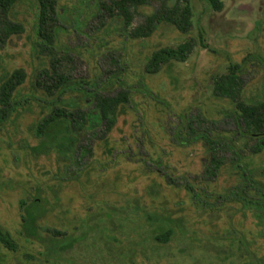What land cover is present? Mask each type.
I'll return each instance as SVG.
<instances>
[{
    "label": "rangeland",
    "instance_id": "1",
    "mask_svg": "<svg viewBox=\"0 0 264 264\" xmlns=\"http://www.w3.org/2000/svg\"><path fill=\"white\" fill-rule=\"evenodd\" d=\"M220 1L221 9L213 10L205 0H148L130 9L125 25L97 0H57L48 47L36 36V0L13 5L8 16L24 31L0 45V80L18 68L26 78L14 94L21 107L0 129V228L18 248L0 244V264H264V209L233 193L242 184L241 168L227 160L209 177L203 143L178 141L179 129L185 136L199 127L235 128L232 100L213 94L215 78L230 64L240 65V100L264 97V0ZM186 2L192 13L186 32L161 23L147 37L129 36L155 11ZM186 40L193 47L185 61L146 72L153 51ZM51 62L97 92L132 91L106 139L95 140L96 130L81 143L90 154L76 161L28 150L35 124L53 104L34 83ZM233 141L264 183V147L250 154L245 140ZM24 200L37 205L38 229L29 238L21 232ZM167 229L165 242L156 239Z\"/></svg>",
    "mask_w": 264,
    "mask_h": 264
},
{
    "label": "trees",
    "instance_id": "2",
    "mask_svg": "<svg viewBox=\"0 0 264 264\" xmlns=\"http://www.w3.org/2000/svg\"><path fill=\"white\" fill-rule=\"evenodd\" d=\"M18 0H0V45L15 34L22 33L24 27L8 16L9 10ZM101 8L108 11L110 16L114 13L124 18L125 25H129L132 14L130 9L144 5L148 0H108V4L97 0ZM213 10H220V0H205ZM57 0H36V36L41 41V46L48 47L52 44L55 34ZM191 9L186 2L183 5L176 3L172 8L157 10L149 15L144 24L138 25L130 33L131 37H147L158 24L168 23L181 32L189 30L191 25ZM203 44V43H202ZM193 43L186 40L176 47H162L152 52L145 66L148 73H156L162 65L171 60L185 61L188 53L192 50ZM51 70H42L35 78V86L43 91L50 100L44 102L53 103L50 110L34 127L35 143L28 146L31 154L48 155L56 153L64 159L76 161L80 157L90 154L91 149L81 143L85 140L91 141L100 131L96 138L106 139L117 122L118 108L128 105L132 100V91L122 88L114 93L97 92L93 85L86 86L80 81H71L66 73L56 69L51 62ZM239 64H230L227 74L219 75L213 83V94L215 96L229 97L234 109L230 115L235 124L233 130L216 131L213 126L199 127L189 135L177 133L178 141L197 142L201 141L209 153V160L205 166L204 173L209 177H215L221 166L230 161L233 167L241 168L240 176L242 184L235 187L233 192L239 200L245 204H253L264 209V183L253 177V169L250 161L245 160L241 149L233 139L245 140L244 145L250 154H257L264 147V97L253 100H240L239 94ZM43 72V73H42ZM43 74L46 79L39 80ZM26 73L22 68L13 70L4 75L0 80V129L10 117L21 107L15 100L14 94L17 88L24 82ZM66 94H70L65 97ZM238 98V99H237ZM83 101L81 104L80 102ZM91 108H85L87 105ZM217 122L213 121V123ZM190 128V126H189ZM230 133L232 135H230ZM191 139V140H189ZM254 141L252 145L248 141ZM231 151L235 155L232 159H226V154ZM227 161V162H228ZM166 181L176 185L174 178L165 173ZM186 188L195 194L191 183H186ZM21 232L27 238L35 236L38 225V216L33 212L36 201H21ZM54 235H65V232L52 230ZM171 231L165 230L156 236V239L165 242ZM0 244L10 250H16L18 245L8 231L0 228ZM66 245H62L64 247Z\"/></svg>",
    "mask_w": 264,
    "mask_h": 264
}]
</instances>
